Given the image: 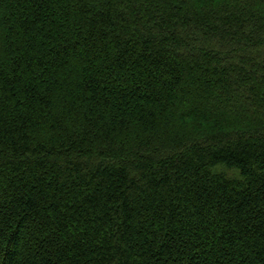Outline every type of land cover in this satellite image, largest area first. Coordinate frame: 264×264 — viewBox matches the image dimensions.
Segmentation results:
<instances>
[{"label":"trees","instance_id":"16d2710c","mask_svg":"<svg viewBox=\"0 0 264 264\" xmlns=\"http://www.w3.org/2000/svg\"><path fill=\"white\" fill-rule=\"evenodd\" d=\"M0 264H264V0H0Z\"/></svg>","mask_w":264,"mask_h":264}]
</instances>
